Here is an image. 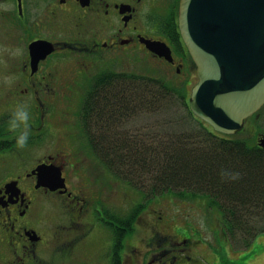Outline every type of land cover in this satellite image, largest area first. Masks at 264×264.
<instances>
[{"label":"flooded vegetation","instance_id":"1","mask_svg":"<svg viewBox=\"0 0 264 264\" xmlns=\"http://www.w3.org/2000/svg\"><path fill=\"white\" fill-rule=\"evenodd\" d=\"M1 1L11 5L10 9L0 10V27L8 30L6 35L11 38V62L15 64L10 73L13 99L22 93L54 92L57 87L70 91L72 78L76 76L80 82L87 74L88 67L73 59L81 53L101 61L106 60L107 54L118 58L127 54L148 58L154 66L178 77V85L184 90H188L193 78L198 80L196 65L178 27L180 0ZM37 41L51 43L54 48L51 54L38 61L30 50V45ZM148 41L167 45L171 57L150 51L145 45ZM70 61L78 67L66 69ZM34 97L38 101L37 96ZM39 101L43 105L41 99ZM29 102L25 99L23 104ZM94 152L97 153L95 149ZM10 155L16 166L0 168V235L1 240H7L11 253L6 264H36L41 261L39 253L45 248L64 257L67 250L76 251L79 244L88 243L99 232L109 233V244L104 248V257L98 263L90 261L89 264H135L139 256L143 264H191V252L197 243L193 244L187 233H183L184 238L177 239L162 233L160 223L166 221L165 216L155 217L150 228L151 239L146 244L148 251L141 256L138 248L132 246L135 250L130 256L127 253L130 248L126 249L129 246L124 244L129 235L118 241L119 236H114L112 230L115 224L122 228L128 226V216L119 219L120 215L114 214L111 204L94 196L82 182L76 184L74 190L70 188L66 170L74 166L63 148L45 153L29 165L22 162L15 149ZM42 166L60 168L67 190L53 191L43 185L36 172ZM62 210L67 212L64 216L70 218L48 236L50 241H45L37 227L47 222L48 216H61ZM113 216L117 217V222ZM165 229L169 230L170 226ZM165 242L172 247L156 251Z\"/></svg>","mask_w":264,"mask_h":264},{"label":"rangeland","instance_id":"2","mask_svg":"<svg viewBox=\"0 0 264 264\" xmlns=\"http://www.w3.org/2000/svg\"><path fill=\"white\" fill-rule=\"evenodd\" d=\"M7 8H11L10 3H3L0 0V10ZM7 31L0 27V118L12 116L19 105H24L29 113V124L39 125V128L38 126L30 128L29 138L34 139L30 145H26L24 148L18 147L17 155L21 157L22 162L26 161L27 165L32 164L43 154L63 148L72 161L71 165L74 166L66 170V177L71 189L74 190L75 185L82 182L84 186L91 189L94 196L97 195L103 202L111 204L110 207L117 216H135V229L124 241L125 246H129L126 249L130 248L127 252L130 256L135 250L132 249V246L138 248L141 256L148 251L146 244L151 239L150 228L155 223V217L165 216L166 221L160 223L161 232L170 234L175 239L184 238L183 233L189 234L192 238L191 242L197 243L194 245L196 247L193 246L191 254L195 256L198 264H264V233L259 234L249 247L241 248L234 245L235 238L231 242L224 235L222 214L209 206V203L214 200L211 195L184 198L170 192L159 194L157 198L148 199L144 191L147 186L150 188L153 185L149 178H145V180H139V177L133 179V182L140 183L138 184L140 189L137 190L129 187L127 183L124 184L91 150L79 122L84 97L94 86V80L101 74L114 72L127 77L135 75L147 78V80L149 78L160 79L173 88L169 91L166 102L161 103L160 101L149 110L146 109V106L134 105L135 107H132L130 105L134 113L132 117L127 118L124 130L126 134L136 139L146 134L158 138L167 135L168 140L172 138L185 139L190 135L199 136L205 130L206 124L191 114L188 104L189 97L192 96V89L198 84L199 78L198 80L193 78L190 87L186 88L188 90H184L178 85V77L154 66V62L148 58L143 59L142 56L128 54L118 58V56L112 57L107 54L106 60L101 61L88 53H81L80 56L73 59H78L80 65L88 67L87 74L80 79V82L76 76L72 78L73 87L70 91L60 90L57 87L54 92L22 93L13 99L10 94L14 90L12 87L13 78L10 73L12 65L15 66V64L11 62L12 52L11 44H9L11 38L6 35ZM77 67L78 65L74 61H70V64L66 65V69L69 70ZM183 95H185L183 98L185 102L183 99L180 102L179 99ZM34 96H37L38 102ZM25 99L30 102L23 104ZM257 120H255L256 122L248 121L244 131L238 136L240 139L246 140L250 146L256 144L258 134L261 133L257 125L261 124L262 135L264 134V112ZM42 129L43 135L39 136L40 141L36 142L38 140L36 134L39 135ZM120 130L122 131V127ZM174 133L175 135H173ZM138 141L142 142L143 140ZM145 141L155 145L154 140ZM154 149L153 153L160 152L156 145ZM0 155L2 154L0 153ZM0 164V168H2V160H0ZM6 165L8 168H14L16 162L10 160ZM139 205L142 207L137 213L135 209ZM59 206L61 208L60 204ZM66 213L62 210L61 216H48L47 222L43 221L40 227H37L44 240L49 235L52 236L59 225L68 221L70 216H64ZM113 218L115 219L116 216ZM167 226H170L169 230L165 229ZM108 234V232H99L97 235H93L88 243L79 244L76 251L67 250L64 257L59 252L45 248L39 253L41 261L36 264H89L90 261L98 263L99 259L104 257V248L109 244ZM47 240L50 241V239ZM7 244V240H1L0 235V264H6L10 260L11 253ZM163 244L165 245L156 248V251L168 250L172 247L169 243ZM172 254L174 253L172 252ZM139 257L135 264H143L142 258Z\"/></svg>","mask_w":264,"mask_h":264},{"label":"trees","instance_id":"3","mask_svg":"<svg viewBox=\"0 0 264 264\" xmlns=\"http://www.w3.org/2000/svg\"><path fill=\"white\" fill-rule=\"evenodd\" d=\"M171 90L160 79L127 77L114 72L99 76L82 103L81 125L89 145L106 167L132 189H140V183L133 179L149 178L153 185L144 191L148 199L170 192L184 198L213 196L214 200L208 203L222 214L224 235L231 242L235 238L237 247H249L264 233L263 148L257 143L250 146L244 139H226L207 129L199 136L169 140L167 135L158 138L150 134L136 139L124 132L127 118L134 113L131 106H146L149 110L160 101L166 102ZM262 112L264 108L251 120L256 122ZM10 118H0V160L6 168L8 161L15 162L14 154H10L14 149L15 154L18 151L17 133H20L9 130ZM30 126L39 127L34 123ZM257 127L263 133L261 124ZM145 140H154L160 152L153 153L155 145ZM30 143L28 138L27 145ZM237 173L239 178L233 179ZM141 207H136L137 213ZM127 221L124 228L116 224L112 227L118 241L135 229V216H129ZM194 257L191 264H198Z\"/></svg>","mask_w":264,"mask_h":264},{"label":"water","instance_id":"4","mask_svg":"<svg viewBox=\"0 0 264 264\" xmlns=\"http://www.w3.org/2000/svg\"><path fill=\"white\" fill-rule=\"evenodd\" d=\"M179 28L199 76L193 114L217 132L234 134L264 106V0H181ZM145 45L153 52L164 46ZM30 50L38 61L53 47L38 41ZM259 146L264 148V137ZM36 172L51 190L66 189L61 169L42 166Z\"/></svg>","mask_w":264,"mask_h":264},{"label":"clouds","instance_id":"5","mask_svg":"<svg viewBox=\"0 0 264 264\" xmlns=\"http://www.w3.org/2000/svg\"><path fill=\"white\" fill-rule=\"evenodd\" d=\"M9 130L16 132L20 130V133L17 138V147L24 148L27 145V141L30 135V124H29V113L26 110V106L19 105L15 110L8 121ZM233 179H238L239 174H235L232 177Z\"/></svg>","mask_w":264,"mask_h":264}]
</instances>
